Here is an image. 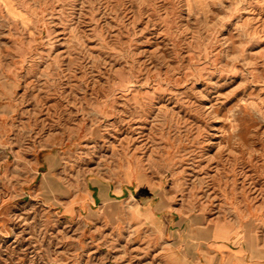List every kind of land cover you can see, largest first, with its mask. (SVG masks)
<instances>
[{"label": "rangeland", "instance_id": "374dc122", "mask_svg": "<svg viewBox=\"0 0 264 264\" xmlns=\"http://www.w3.org/2000/svg\"><path fill=\"white\" fill-rule=\"evenodd\" d=\"M0 264H264V0H0Z\"/></svg>", "mask_w": 264, "mask_h": 264}, {"label": "crops", "instance_id": "0c3cea01", "mask_svg": "<svg viewBox=\"0 0 264 264\" xmlns=\"http://www.w3.org/2000/svg\"><path fill=\"white\" fill-rule=\"evenodd\" d=\"M176 226H180L181 225V221H180V218H176L175 220V223H174Z\"/></svg>", "mask_w": 264, "mask_h": 264}]
</instances>
